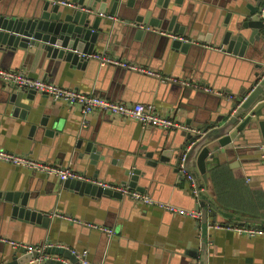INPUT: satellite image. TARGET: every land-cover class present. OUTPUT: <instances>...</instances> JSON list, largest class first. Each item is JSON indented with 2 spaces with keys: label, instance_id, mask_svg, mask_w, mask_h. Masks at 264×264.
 Returning <instances> with one entry per match:
<instances>
[{
  "label": "crops",
  "instance_id": "1",
  "mask_svg": "<svg viewBox=\"0 0 264 264\" xmlns=\"http://www.w3.org/2000/svg\"><path fill=\"white\" fill-rule=\"evenodd\" d=\"M31 1L0 0V7L24 13ZM154 2L149 7L152 12L155 11ZM173 2L170 0L168 5L173 13L187 15L180 19V23L190 26L193 50L186 54L172 50L169 42L165 44L159 39L162 35L156 28L139 40L134 38L133 31L124 34L121 30L124 20L117 14L107 18L114 27L107 31V43L97 46L93 54L144 66L162 76L192 80L222 92V96L160 82L155 77L115 64L100 66L93 59L85 70H81L63 60L48 62L45 58L24 57L19 50L13 54L0 51V68L19 70L41 80L44 76V81L112 102L151 104L161 116L196 128L197 123L204 124L219 115H227L232 104L249 90L254 80L256 68L253 59L248 55L239 57L223 53L217 50L222 45L211 43L213 32L220 29L226 13L236 4L244 6L246 2L183 0L180 7ZM199 36L204 39L197 41ZM197 49L198 53H194ZM11 89L0 84V149L49 165L71 167L98 182L113 185L127 182L122 174L123 167L131 164L133 157L141 155L143 159L145 152L167 149L175 140L181 139L183 132L166 133L101 112L82 117L78 107L53 102L40 94L34 98L37 109L33 108L26 115L25 110L15 111L8 102L6 92ZM22 102L31 106V102ZM33 111L37 113L33 114ZM41 118L48 120L45 129L39 125ZM45 130L55 133L46 135ZM88 142L94 145L90 153L84 151ZM259 142L260 137H256L242 145L236 155L209 172L207 183L195 167L191 168L190 173L201 187L198 201L191 196L186 180L173 172L172 159L154 169L145 179L147 182L138 184L146 187L144 194L186 210L202 212V207L196 208L198 203L204 202L207 209L209 203L213 204L220 213L215 223H246L264 227V174L255 151ZM61 183L56 177L0 162V192L28 191L37 210L54 211L79 220L70 222L49 216L48 227L43 230L36 224L12 216L11 204L0 198V238L31 245L59 243L70 251L84 253L88 264H188L193 260L190 252H199L201 233L205 229L207 264H264L263 236L248 238L212 229L205 227L202 219L197 221L170 214L154 206L130 203L125 198L79 195L63 190L61 186L58 188ZM211 213L209 211L207 216L208 225L214 220ZM248 220L252 223L246 222ZM87 224L111 229L113 234L108 236ZM21 252L0 241V264L10 263L14 255L20 257ZM49 252L58 258L57 261L70 264L65 251Z\"/></svg>",
  "mask_w": 264,
  "mask_h": 264
},
{
  "label": "water",
  "instance_id": "2",
  "mask_svg": "<svg viewBox=\"0 0 264 264\" xmlns=\"http://www.w3.org/2000/svg\"><path fill=\"white\" fill-rule=\"evenodd\" d=\"M60 1L71 4L72 7L60 4ZM152 1H155V11L153 12L149 10ZM169 1L33 0L24 13L0 7V51L13 54L19 50L23 52L24 57L26 55V57H32V59L35 57L38 60L45 58L48 59V62L63 60L75 69L85 70L92 59H85L80 54H93L97 46L107 43V31L114 27L113 23H108L107 18L118 14L124 20L121 28L123 33L129 34L133 31L134 38L137 40L144 38L146 33L154 28L158 31L186 37V42L165 35L159 37L165 44L169 42V48L172 50L186 54L189 50H193L192 39L189 37L190 26L180 23V19L187 15L173 13L174 11L172 12L168 8ZM182 1L174 0L173 5L180 7ZM243 1L246 2L244 6L236 4L230 12L226 13L220 29H215L213 32L211 43L222 45L221 52L223 53H231L239 57L248 55V58L254 60L256 72L254 80L248 88L250 93L247 98L240 105H237V102L232 104L227 115H219L212 120L205 121L204 124L197 123L195 128L197 132H182L181 139L175 140L167 149L145 152L143 159L140 158L141 155L133 157L131 164L127 163L128 165L123 167L122 174L128 181L122 184L126 183L130 188L145 193L146 187L140 186L138 184L140 181H146L145 179L153 173L154 169L168 163L170 159L173 160V172L176 175L179 174L182 157H184V169L190 172L191 168L195 167L202 180L207 183L210 179L209 172L212 169L218 167L222 161H227L236 155L242 145H247L256 137H260V142L255 145V151L258 161L261 163L259 146L264 144V0ZM144 9L146 10L142 14ZM102 24L103 26H101ZM146 28L149 30L146 31ZM203 39L199 36L197 41ZM194 53H198V49ZM199 55L201 56L200 53ZM42 80H45L44 76ZM0 84L3 85L1 82ZM246 93L244 92L243 96ZM6 94L8 102L15 111L22 109L28 115L33 108L37 109L34 106V98L38 93L34 91L11 89ZM22 101L31 102V106ZM36 113L33 111V114ZM47 123V118L39 120L41 129L42 127L45 129ZM54 133L53 130H45L46 135ZM93 149V142H88L84 151L90 153ZM154 156L156 159H153ZM262 170L264 174L263 167ZM180 177L181 180L183 177ZM60 186L63 190L74 191L79 195L113 199L125 198L133 203L128 197L113 190L84 181L66 180L58 185V188ZM0 198L11 204L12 216L36 224L43 230L47 229L50 222L49 211L37 210L32 202L33 196L30 192H0ZM151 198L156 200L152 196ZM198 207L203 208L202 223L205 227L208 226L209 211L212 212L213 223L217 221V218H220L218 216L220 213L213 204L209 203L207 209L205 203L200 202L196 208ZM226 221L222 220L225 223ZM246 222L252 223V220ZM205 232L204 229L201 233L202 244L199 252H190L189 256L193 260L188 264H207L205 255L207 235ZM63 251L66 253V258L70 259V264H80L70 253V250ZM20 254H22L20 257L14 255L12 261L5 264H64L60 260L30 263L33 258L32 254L23 252Z\"/></svg>",
  "mask_w": 264,
  "mask_h": 264
},
{
  "label": "built area",
  "instance_id": "3",
  "mask_svg": "<svg viewBox=\"0 0 264 264\" xmlns=\"http://www.w3.org/2000/svg\"><path fill=\"white\" fill-rule=\"evenodd\" d=\"M59 3L62 5L72 7L71 4L64 3L63 1H60ZM146 29L149 30V28ZM158 33L172 39L180 40L182 42L187 41V39L182 36L173 35L168 32L158 31ZM217 50L221 51V48H218ZM80 56H82L85 59L96 60L97 62H99L100 66H104L105 64H115L124 67L129 71L155 77L160 82L179 84L185 88L199 92H204L207 94H213L217 96L223 95L222 92L214 90L204 84H200L198 82L188 79H176L172 76H162L159 74V72L155 70L146 68L144 66H139L136 64L119 62L117 60H114L113 58L106 57L105 55L100 56L98 54H90V55L80 54ZM0 82L4 86H8L9 88L34 91L40 95L49 97L53 102H61L68 106H76L79 108V113L82 117L92 112H101V113H105L106 115L110 114L124 119L133 120L135 122H138L142 127L157 128L164 131L180 130L183 132H191V133L197 132L195 128L181 124L176 120H174L173 118L161 116L160 114L157 113L155 107L151 104L112 102L107 99L100 98L93 94L83 93L75 89L61 87L55 83L30 77L19 70H5L0 68ZM249 93L250 91H248L244 96L238 99L237 105L243 103ZM233 112L234 110L232 111V113ZM259 149L261 152L259 155L260 162L262 167L264 168V144H261L259 146ZM0 162L7 163L15 167L24 168L33 172H37L48 177L53 176L56 177L57 180L62 182L66 180L84 181L87 183L100 186L102 188L113 190L119 193L120 195L128 197L130 200L143 205L154 206L165 212L179 216L193 218L196 219L197 221H200V219H202L203 214L198 209L186 210L172 204L159 202L158 200L152 199L147 194L138 192L130 188L127 184L113 185V184L98 182L95 181L94 179L87 178L81 173L76 172L71 167L49 165L47 163L30 158L28 156L12 154L2 149H0ZM183 162H184V157H182L181 163L179 165V174L188 183L191 196L196 201H198L201 196V187L199 185V181L194 175H192L190 172H187L184 169ZM49 216L58 217L70 222H79V220L71 218L68 215L60 214L54 211L49 213ZM87 226L96 228L99 231L106 233L108 236L113 234V231L111 229L105 228L103 226H99L96 224H87ZM208 226L209 228L212 229L214 228L219 230H225L228 232H234L248 238L258 237V236L264 237V227L256 226L252 224L212 223L209 224ZM0 241L10 245L14 250H19L26 254H32L33 258L30 261V263H40L46 260H55V259L57 261L58 258H54V256H52L49 253V251L68 250L67 247L59 243H52V242H45L43 244L31 245L24 242L7 240L5 238H0ZM70 253L75 257V259L80 264H88L87 260L85 259L84 253L78 254L74 251H70Z\"/></svg>",
  "mask_w": 264,
  "mask_h": 264
},
{
  "label": "trees",
  "instance_id": "4",
  "mask_svg": "<svg viewBox=\"0 0 264 264\" xmlns=\"http://www.w3.org/2000/svg\"><path fill=\"white\" fill-rule=\"evenodd\" d=\"M218 170V169H217Z\"/></svg>",
  "mask_w": 264,
  "mask_h": 264
}]
</instances>
